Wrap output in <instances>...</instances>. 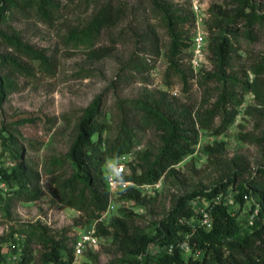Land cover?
I'll list each match as a JSON object with an SVG mask.
<instances>
[{"label": "rangeland", "instance_id": "374dc122", "mask_svg": "<svg viewBox=\"0 0 264 264\" xmlns=\"http://www.w3.org/2000/svg\"><path fill=\"white\" fill-rule=\"evenodd\" d=\"M13 1L22 6L12 7L8 0H0V58L15 59L20 64L13 66L0 61L6 92L0 109V167L13 166L10 143L17 142L23 148L24 158L42 172L45 196L39 202L15 203L5 210L0 206L3 210L0 211V238L20 230L23 225L39 224L47 226L56 239L66 231L74 242L90 224L80 219L77 211L52 201L51 182L55 176L46 175L44 167L67 154L83 111L100 96L103 113L114 135L120 124L119 107L127 102H146L162 109H167V104L175 108L183 105L200 108L204 89L195 79H190L188 91H185L179 77L167 76L171 39L154 0H54L58 9L50 21L43 19L32 7L38 0ZM156 1L173 17L184 18L194 13L196 21L192 25L185 24L182 29L186 37L192 38L198 32L205 33L208 38L211 6L227 7L230 13L234 12L229 0L226 3L224 0ZM256 4L260 8L258 12L264 14V0H256ZM106 6L122 9L119 21L96 38H89L83 31L94 15ZM243 25L234 29L241 34L245 30ZM2 34L19 37L26 52L9 46ZM256 35L254 42L241 40V49L233 55L229 73L243 81L257 79L264 91V73L257 76L253 71L264 58V27H257ZM183 57L185 71L189 50ZM141 61H147L152 69L141 73ZM205 61V70L211 71L209 55ZM208 89L212 92L209 97L212 104L220 86L213 83ZM251 106L258 108L262 116L247 114ZM133 118L138 128L137 153L147 148L157 149L159 135L141 127L137 112ZM23 119L30 121L21 124ZM219 124L218 120L217 126ZM263 129L264 107L257 104L253 94H247L238 117L225 133L215 135L201 130L194 155L186 157L176 167L177 176L162 178L158 184L142 191L145 200L138 204L125 203L119 197L113 216L120 208L132 210L141 216L137 224L151 232L154 223L171 209L174 198L200 187L210 188L221 177H226L229 168L235 165L239 168L243 164L255 172L264 166V146L243 142L239 135L260 137ZM215 142H224L225 151L219 161H210L204 148ZM116 164L117 160L107 163L106 176L113 173ZM66 170L61 176L71 174L70 167ZM230 190L235 194L233 187ZM257 203L258 197H253L243 207L235 203L230 210L247 226ZM34 250L36 259L32 264H41V247L35 245ZM95 252L99 255V264H116L121 257L109 239L100 240ZM84 263L87 259L81 257L74 264Z\"/></svg>", "mask_w": 264, "mask_h": 264}, {"label": "trees", "instance_id": "16d2710c", "mask_svg": "<svg viewBox=\"0 0 264 264\" xmlns=\"http://www.w3.org/2000/svg\"><path fill=\"white\" fill-rule=\"evenodd\" d=\"M229 1L230 6L234 7L232 13L227 7L218 5L211 6L208 11V51L213 69H203L197 76V84L204 89L200 108L188 105L175 108L167 104V109H162L146 102H127L119 107L120 124L113 135L98 96L77 122L67 154L51 160L44 167L46 175L51 178L55 176L51 182L52 201L77 211L80 219L88 224L98 221L96 236L100 240H111L121 256L116 264H264V166L254 172L243 164L239 168L235 165L229 168L226 177H221L210 188L200 187L174 198L171 209L154 223L151 232L139 226L137 220L141 216L127 208L117 210V214L108 222H100L110 199L104 168L109 161L117 160L137 148L138 128L133 118L136 112L140 115L141 127L159 135L160 146L138 152L130 165L129 174L123 179L137 186H152L162 178L177 176L176 167L186 157L194 155L201 130L215 135L225 133L238 117L247 94H253L257 104L264 107V91L257 79L243 81L229 73L232 57L241 49V40L254 42L257 39L256 29L264 27V14L258 12L260 8L256 0ZM8 2L12 7L22 6L13 0ZM154 2L161 10L171 39L167 76L179 77L185 91H188L189 81L195 79V74L189 62L184 71L182 61L183 54L190 50L192 37H186L182 29L187 23L192 25L196 18L193 12L184 18L173 17L168 9L160 6L156 0ZM57 5L54 0H38L32 7L43 19L50 21L58 9ZM121 13L120 8L104 7L94 15L84 34L96 38L103 30L114 26ZM240 24H244L245 29L241 34L240 30L234 29ZM2 37L9 46L26 52L27 48L19 37L6 34H2ZM0 61L20 66L15 59L0 58ZM140 67L141 73L152 69L147 61H141ZM253 71L257 76L264 73V58ZM213 83L218 84L220 89L217 90L215 102L210 104L212 92L208 86ZM5 98L4 80L0 75V109ZM246 112L254 117L262 116V112L253 106L248 107ZM218 120L220 124L217 126ZM29 121L23 119L21 124ZM239 139L263 147L264 129L260 137L240 134ZM10 146L14 164L10 168L0 167V206L4 210L15 203L39 202L45 196L41 184L42 172L24 158L23 148L17 142H11ZM204 151L210 161H219L225 151V143L215 142L212 146H205ZM68 167L72 170L71 174L61 176ZM231 187L235 191V201L241 207L247 200L258 197V203L252 209L253 224L250 225L251 220L247 226L241 224L228 206L218 204L212 211V229H193L187 222L196 215L191 201L197 197L212 199L226 193ZM142 193L140 189L130 187L121 194L120 201L138 204L145 200ZM59 237L51 236L47 226L23 225L20 230L0 238V264H8L7 255L12 254L19 255L17 264H32L36 259L35 245L41 247V264H74L73 241L66 231L61 232ZM186 241L191 247L188 259L181 248ZM170 246H173L171 253L168 252ZM197 252L203 253L202 259L195 258ZM83 257L87 259L84 264L100 263L96 252L88 251Z\"/></svg>", "mask_w": 264, "mask_h": 264}, {"label": "built area", "instance_id": "2783aa9c", "mask_svg": "<svg viewBox=\"0 0 264 264\" xmlns=\"http://www.w3.org/2000/svg\"><path fill=\"white\" fill-rule=\"evenodd\" d=\"M196 14V12H195ZM209 17V15H208ZM189 64L192 67L195 80L197 81V76L201 70L205 69L204 63L208 51V38L205 33H196L191 41V47L189 50ZM137 156V149L132 150L130 153L125 154L117 159V164L113 173L108 174L106 177V182L108 190L110 193L109 204L106 212L100 219V222H108L116 210L115 203L122 193L130 187H136L141 191H147L151 186H137L132 182H127L123 177L129 172L130 165L134 163V159ZM235 197L233 192L229 189L226 193H221L218 196L209 199L207 197H197L191 201V207L195 211L196 215L190 219L186 220L193 229L203 228L206 231H210L213 227L212 211L214 207L218 204H224L230 207L235 204ZM237 204V203H236ZM231 211V210H230ZM98 221L92 222L89 228L82 232L78 238L73 242V254L75 260L84 256L88 251L95 252L100 244V239L96 236V224ZM253 224L252 219L250 225ZM7 247V246H6ZM181 248L185 253L186 259L189 258L191 253V247L186 241L181 244ZM173 251V246L168 247V252ZM196 259H202L203 253L197 252L194 254ZM20 260L19 255H7L8 264H17Z\"/></svg>", "mask_w": 264, "mask_h": 264}]
</instances>
